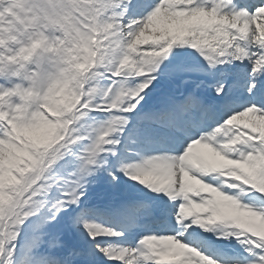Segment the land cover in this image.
Instances as JSON below:
<instances>
[{
  "label": "snow or ice",
  "instance_id": "1",
  "mask_svg": "<svg viewBox=\"0 0 264 264\" xmlns=\"http://www.w3.org/2000/svg\"><path fill=\"white\" fill-rule=\"evenodd\" d=\"M0 264H264V0H0Z\"/></svg>",
  "mask_w": 264,
  "mask_h": 264
},
{
  "label": "rangeland",
  "instance_id": "2",
  "mask_svg": "<svg viewBox=\"0 0 264 264\" xmlns=\"http://www.w3.org/2000/svg\"><path fill=\"white\" fill-rule=\"evenodd\" d=\"M245 120H247V117L242 118V120H240L239 122L242 123V122H244Z\"/></svg>",
  "mask_w": 264,
  "mask_h": 264
},
{
  "label": "bare ground",
  "instance_id": "3",
  "mask_svg": "<svg viewBox=\"0 0 264 264\" xmlns=\"http://www.w3.org/2000/svg\"><path fill=\"white\" fill-rule=\"evenodd\" d=\"M237 123H240L239 121ZM243 123V122H242Z\"/></svg>",
  "mask_w": 264,
  "mask_h": 264
}]
</instances>
